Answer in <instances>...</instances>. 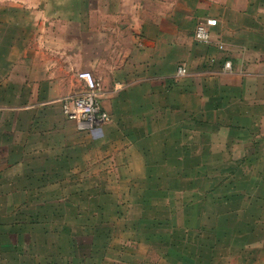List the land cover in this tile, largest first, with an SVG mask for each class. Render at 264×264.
<instances>
[{"label": "crops", "instance_id": "0c3cea01", "mask_svg": "<svg viewBox=\"0 0 264 264\" xmlns=\"http://www.w3.org/2000/svg\"><path fill=\"white\" fill-rule=\"evenodd\" d=\"M84 71L112 120L93 133L62 112ZM116 146L164 147L171 168L190 147L247 152L230 166L264 206V0H0V264H73L35 250L53 229L68 246L85 149Z\"/></svg>", "mask_w": 264, "mask_h": 264}, {"label": "rangeland", "instance_id": "374dc122", "mask_svg": "<svg viewBox=\"0 0 264 264\" xmlns=\"http://www.w3.org/2000/svg\"><path fill=\"white\" fill-rule=\"evenodd\" d=\"M190 148L165 168L164 147H87L95 162L81 174L90 181L77 185V214L61 216L72 224L68 246L53 229L35 252L73 264H264L263 202L247 194L246 169L230 166L247 152Z\"/></svg>", "mask_w": 264, "mask_h": 264}, {"label": "built area", "instance_id": "2783aa9c", "mask_svg": "<svg viewBox=\"0 0 264 264\" xmlns=\"http://www.w3.org/2000/svg\"><path fill=\"white\" fill-rule=\"evenodd\" d=\"M217 26V21L207 18L200 21L195 29L194 38L199 44L207 45L212 42V31ZM222 49V46L219 45ZM226 69L230 64H226ZM185 74L184 68L178 69V76ZM78 78L85 83L86 90L81 95L66 97L61 101L62 112L66 119L75 123L82 132H95L111 122L110 115L105 112L100 103L99 84L92 73L84 71Z\"/></svg>", "mask_w": 264, "mask_h": 264}, {"label": "trees", "instance_id": "16d2710c", "mask_svg": "<svg viewBox=\"0 0 264 264\" xmlns=\"http://www.w3.org/2000/svg\"><path fill=\"white\" fill-rule=\"evenodd\" d=\"M244 162H245V161H242V162L240 163V165L244 164ZM238 170H239V168L236 169V171H238ZM176 182H177V181H175L174 183H176ZM174 183H172V184H174ZM176 184H178V183H176Z\"/></svg>", "mask_w": 264, "mask_h": 264}]
</instances>
